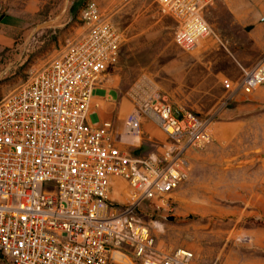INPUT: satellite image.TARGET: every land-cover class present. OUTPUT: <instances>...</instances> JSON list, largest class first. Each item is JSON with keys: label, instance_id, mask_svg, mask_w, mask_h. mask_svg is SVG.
Instances as JSON below:
<instances>
[{"label": "built area", "instance_id": "obj_1", "mask_svg": "<svg viewBox=\"0 0 264 264\" xmlns=\"http://www.w3.org/2000/svg\"><path fill=\"white\" fill-rule=\"evenodd\" d=\"M154 2L176 18L182 50L218 38L203 15L215 0ZM81 15L87 32L0 100V264H117L116 254L140 264H195L191 250L161 247L139 212L172 206L188 178L189 152L212 142L215 119L136 85L121 131L110 119L95 121L92 99L124 33L93 0ZM241 69L238 80L223 81L228 98L264 85V60ZM147 120L165 134L163 143L146 132ZM146 144L157 150L136 155Z\"/></svg>", "mask_w": 264, "mask_h": 264}, {"label": "rangeland", "instance_id": "obj_2", "mask_svg": "<svg viewBox=\"0 0 264 264\" xmlns=\"http://www.w3.org/2000/svg\"><path fill=\"white\" fill-rule=\"evenodd\" d=\"M88 1L0 0V100L87 32L81 12ZM93 1L124 33L118 60L92 99L95 121L110 119L121 131L136 85L175 108L215 119L212 142L189 152L188 178L171 195L172 206L144 205L140 218L161 247L189 249L195 264H264V129L251 137L228 127L264 114V94L257 110L248 109L264 86L232 98L223 86L225 79L241 77V67L264 60V0H240L246 24L235 21L227 0H215L203 15L218 38L202 40L193 52L175 44L178 22L154 0ZM145 130L159 144L166 139L150 120ZM156 150L146 144L135 154ZM116 261L140 264L131 255Z\"/></svg>", "mask_w": 264, "mask_h": 264}, {"label": "crops", "instance_id": "obj_3", "mask_svg": "<svg viewBox=\"0 0 264 264\" xmlns=\"http://www.w3.org/2000/svg\"><path fill=\"white\" fill-rule=\"evenodd\" d=\"M226 3L228 9L230 10V13L233 15L237 23L246 24L250 21V18H248L246 14L243 12L244 7L242 6L240 0H227ZM263 94H264V87L261 91L257 92L255 96L252 98V103L248 105V109L250 111H254V109L257 110L259 108V106L261 105V101H263L262 98ZM229 125L230 126L228 127L231 129L239 128L241 131H247L249 136L252 137V135L256 134V132L259 131L260 128L264 129V114L261 113L251 114L250 117L246 119H242L240 125L234 122L229 123Z\"/></svg>", "mask_w": 264, "mask_h": 264}, {"label": "bare ground", "instance_id": "obj_4", "mask_svg": "<svg viewBox=\"0 0 264 264\" xmlns=\"http://www.w3.org/2000/svg\"><path fill=\"white\" fill-rule=\"evenodd\" d=\"M116 258L117 259H119V260H121L122 258H124L122 255H120V254H116ZM124 261V260H123Z\"/></svg>", "mask_w": 264, "mask_h": 264}, {"label": "trees", "instance_id": "obj_5", "mask_svg": "<svg viewBox=\"0 0 264 264\" xmlns=\"http://www.w3.org/2000/svg\"><path fill=\"white\" fill-rule=\"evenodd\" d=\"M263 224V223H262Z\"/></svg>", "mask_w": 264, "mask_h": 264}]
</instances>
